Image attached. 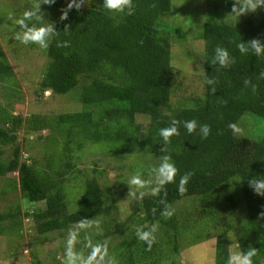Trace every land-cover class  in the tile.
<instances>
[{"label": "trees", "instance_id": "1", "mask_svg": "<svg viewBox=\"0 0 264 264\" xmlns=\"http://www.w3.org/2000/svg\"><path fill=\"white\" fill-rule=\"evenodd\" d=\"M26 1L38 4L34 12L55 14L34 97L44 101L45 91L49 92L48 96H66L75 90L79 107L57 115L40 116L33 112L26 117L14 115L9 99L13 98L17 84L0 49V88L5 100L0 103V147L10 150L8 160L0 161V178L4 181L0 198L16 190L20 200L34 204L25 209L23 203L9 206L0 213V236L18 231L21 217L30 219L34 234L41 236L68 230L85 218L86 223L100 215L105 188L94 177L78 182L82 192L74 201V210L67 208L65 184L78 181L73 174L80 172L74 163L78 157L73 152L85 148L102 150L101 153L110 156L139 153L160 160L169 156L178 170L175 182L166 184L158 195L149 192L135 201L136 212L141 215L138 220L157 223L165 234L170 230L175 237L179 233L176 216L163 215L165 204L170 205L171 211L181 200L204 199L219 186L237 180L239 199L235 202L224 193L228 205L217 212L220 216L223 211L230 213L239 202L242 219L226 227L227 235L217 233L214 237L213 264H228L225 243L233 237L237 252L255 248L253 264H264V216L261 215L264 196L254 194L247 183L253 176L264 178V135L258 141L235 137L234 128L228 127L235 125L243 113L264 119V53L257 56L251 47L252 40L264 47V10L257 22L252 21V14L246 13L237 25L209 22L203 25L201 34L197 35L203 42L202 53L185 50L187 55L202 62L201 94L186 101L187 105H180L171 101L176 74L170 59L175 40L172 37L170 42L169 36L172 32L177 39L183 36L162 20L170 11V0H132L133 15H127L130 11L127 7L121 13L110 12L103 7V0H75L79 10L68 8L71 0ZM64 11L67 18L61 19ZM24 13L18 21L24 18ZM32 16L25 18L26 22L31 21V26L35 21ZM17 25L25 29L18 22ZM240 42L246 46L243 54L237 48ZM217 47L226 49L229 59L235 62L226 68L218 61L213 64ZM207 79L216 83L207 84ZM212 88L216 89L215 93ZM136 116L146 117V121L135 123ZM173 119L181 121L179 135L165 144L160 129L168 127ZM192 119L197 121V129L189 134L183 122ZM205 124L211 131L203 139L200 126ZM19 133L24 138L28 133H36L35 139H42L40 160H21L16 143ZM96 169L94 174H102L103 171ZM150 169L139 173L147 177ZM189 172L192 175L185 186L187 190L180 193V178ZM214 225L221 228L219 221ZM132 244L139 245L137 253L143 258L151 255L158 245L154 241L149 249L144 241L136 242L133 238L128 242L123 240L118 247L130 248L128 254L125 252L129 255ZM120 257L124 262L121 254ZM126 263L133 264V260L126 259ZM77 264L82 261L77 260Z\"/></svg>", "mask_w": 264, "mask_h": 264}, {"label": "rangeland", "instance_id": "2", "mask_svg": "<svg viewBox=\"0 0 264 264\" xmlns=\"http://www.w3.org/2000/svg\"><path fill=\"white\" fill-rule=\"evenodd\" d=\"M235 3L239 9L245 0H170V11L162 20L183 36L182 38L180 35L181 38L177 39L175 32L169 36L170 42L172 37L175 40L171 45L170 59L172 70L176 74L171 94L172 102L187 105L186 101L189 102V99L200 96L202 62L187 55L185 50L187 48L197 55L202 53L203 42L197 35L201 34L203 25L208 22L237 25L243 15L237 16L232 13ZM37 5L26 0H0V49L6 57L14 76L13 79L17 84L13 89V98L9 99V104L14 115L21 114L24 117L31 112L40 116L57 115L79 107L75 90L66 96H48L49 92L45 91L42 97L46 99L44 101H37L34 97L46 60L44 46L48 41L49 33L42 41L28 44L21 43L16 37L22 36L28 29L50 27L52 24L54 12L46 10L44 12L47 13L34 12L39 7ZM263 10L264 6H261L255 12H249L252 14L253 22L258 21ZM26 11L33 14L31 19L35 21L31 26V21L26 22L25 17H21L25 27L22 29L17 25V18H20ZM43 14H48V16H43ZM178 42L181 43L178 44ZM2 96L0 88L1 104L5 103ZM145 121L146 117L142 116H136L134 119V122L138 124ZM235 126L233 130L235 137L258 141L264 135V119L249 113H243ZM23 136L24 134L19 133L16 139L20 148L21 160H30V162L31 159L40 160L43 152L42 139H35L38 138L36 133H28L26 138ZM101 152L102 150L97 152L96 149L85 148L78 153L73 152V156L78 157L74 163L80 172L73 174L78 181L65 184L68 194L66 199L68 210L75 208L74 201L82 192V185L78 183L82 178L94 177L101 188H105L102 194L101 213L90 220L93 223L89 225L86 222L83 226L74 224L68 230L36 236L30 219L21 217L18 231L0 236V264H64L68 241L72 245L69 252L77 253L79 261H82L81 257H86L93 250V245H97L95 250L100 252L98 245L103 243L106 245L104 251L114 256L118 264H127L126 259H132L133 264H213L214 237L217 233L227 235L229 230L226 227L236 225L242 219L243 211L239 208V202V205L235 206L230 213L223 211L220 216V212H217L223 205H228V202L224 200V193H227L235 202L239 199V182L234 180L224 186L221 185L204 199L194 197L174 204L171 208V217L176 216L174 220L179 229V233L174 237L170 230H167L168 235L165 234L157 223L150 224L138 220L141 215L136 212L135 201L139 198L130 194V191H135V189L128 183L133 175H140L145 180L154 179L151 175L143 177L139 172L158 166L161 160L139 153L110 156ZM9 153V148L0 147V161L8 160ZM94 169L103 172L94 174ZM3 185L4 181L0 178V188ZM149 192L150 190H145V194ZM22 200L16 190L1 197L0 213L5 212L9 206L20 205ZM216 220L221 222V228L214 225ZM153 225L158 226L154 233V241L158 245L148 257L143 258L138 255V244H132V251L129 255L127 254L130 248L118 247L123 240L128 242L135 238L136 242H139L136 230L148 231ZM234 240L233 237L225 243L229 258L237 253ZM104 261L107 264L108 255L104 256Z\"/></svg>", "mask_w": 264, "mask_h": 264}, {"label": "clouds", "instance_id": "3", "mask_svg": "<svg viewBox=\"0 0 264 264\" xmlns=\"http://www.w3.org/2000/svg\"><path fill=\"white\" fill-rule=\"evenodd\" d=\"M44 3H52L54 0H43ZM264 6V0H245V3L243 5H240L239 9L237 7V4L232 8V13L240 16L249 12H255L258 7ZM77 7L75 3V0H71V2L68 4V8ZM103 7L110 11V12H118L121 13L124 11V9L127 7L130 9L127 15H133L134 14V7L132 4V0H103ZM31 13L26 11L24 13L25 18H30ZM67 18V12H62L61 19ZM21 26H24L23 19L18 21ZM50 31V27H39V28H31L28 29L23 33L22 36H17L16 38L21 41L23 44H28L29 42H40L48 35ZM67 46V45H65ZM251 47L254 50V54L257 56H260L262 53H264V47H262L259 44V41L252 40L251 41ZM237 48L241 54L246 52V46L243 42H240L237 45ZM216 57L213 60V64H216L217 61L221 67H228L232 63H234V59H229V53L226 49H222L221 47H217L215 49ZM207 84L216 83L214 80L207 79ZM245 83H248V81H245ZM211 91L215 93L216 89L212 88ZM255 87L253 88V92H255ZM181 124V121L173 119L170 121V124L166 128L160 129V136L162 137L165 144L170 143V138L173 136L179 135V125ZM183 126L186 128L187 132L189 134L193 133L197 129V121L195 119L184 121ZM229 128H235L236 126L234 124H229ZM210 126L208 125H201L200 126V134L201 138L206 139L208 135L210 134ZM164 149H162L163 151ZM177 168L175 167V164L171 162V158L169 156L162 157L161 163L150 169V175L154 177L152 180H145L140 175H133L128 183L129 185L133 186L135 191H130V194L135 198H140L145 195V190H150L152 195H158L161 190L164 188L166 184L175 182V178L177 175ZM192 173H185L181 176L179 181V192L184 193L186 189V185L191 177ZM248 186L251 188L254 192V194L258 196H264V178H259L256 176L251 177L248 181ZM163 203V201H162ZM27 204V203H26ZM30 205V204H29ZM170 208V205L165 204V211L163 212V215L170 217L172 215L171 211L168 209ZM262 216H264V213H261ZM87 218L81 220L79 224L83 226L85 224ZM89 225H91L93 222L88 221ZM157 225H153L150 230L148 231H142L140 229L136 230L137 238L141 241H144L148 248H151V245L154 243L155 237L154 233L157 230ZM71 242L68 241L65 248V256L66 259L64 261V264H77V255L75 253L69 252V248L71 247ZM99 248L101 249L100 252H97L95 249L97 245H93V250L88 253L86 257H81L82 264H105L104 256L108 255V261L107 264H118V261L115 259L114 256H111L108 254V252H105L104 249L106 248V245L103 243H99ZM257 254V250L255 248H249L247 251H240L232 256H230L228 264H253V257Z\"/></svg>", "mask_w": 264, "mask_h": 264}, {"label": "water", "instance_id": "4", "mask_svg": "<svg viewBox=\"0 0 264 264\" xmlns=\"http://www.w3.org/2000/svg\"><path fill=\"white\" fill-rule=\"evenodd\" d=\"M22 203H23V207H27V206H29L28 204H26L27 203V200L26 199H23L22 200ZM34 204L31 202L30 203V206H33Z\"/></svg>", "mask_w": 264, "mask_h": 264}]
</instances>
